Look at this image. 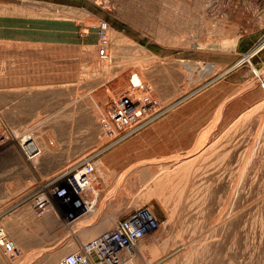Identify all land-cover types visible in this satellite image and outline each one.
I'll return each mask as SVG.
<instances>
[{"label": "rangeland", "instance_id": "rangeland-1", "mask_svg": "<svg viewBox=\"0 0 264 264\" xmlns=\"http://www.w3.org/2000/svg\"><path fill=\"white\" fill-rule=\"evenodd\" d=\"M262 47L264 0H0V158L38 155L36 181L9 176L13 199L95 165L94 210L53 196L51 223L32 209L39 254L75 252L149 206L158 227L136 264H264ZM248 50L262 52L238 70ZM174 112L167 138L159 123Z\"/></svg>", "mask_w": 264, "mask_h": 264}, {"label": "built area", "instance_id": "built-area-1", "mask_svg": "<svg viewBox=\"0 0 264 264\" xmlns=\"http://www.w3.org/2000/svg\"><path fill=\"white\" fill-rule=\"evenodd\" d=\"M92 27L96 29L98 38V55L108 58L111 45L109 23L104 19H97ZM94 172L95 165L90 159H85L77 167L66 171L63 185L60 184L63 178L61 176L52 182L54 185L49 190V195L36 198L34 208L37 213L43 214L53 196L58 197L61 207L71 210L70 214L76 211H84L80 213L84 214L89 211L94 205V199L89 193ZM157 227L156 215L149 206L132 209L126 217L118 218L111 228L83 243L77 251L64 255L60 264H136L135 249L138 243ZM0 249L11 259L19 253L17 244L1 225Z\"/></svg>", "mask_w": 264, "mask_h": 264}, {"label": "crops", "instance_id": "crops-1", "mask_svg": "<svg viewBox=\"0 0 264 264\" xmlns=\"http://www.w3.org/2000/svg\"><path fill=\"white\" fill-rule=\"evenodd\" d=\"M262 49H264V47H262ZM249 51L250 50L242 54L243 57L238 62V64H241V66L238 67V70H242L243 67L248 66H242V64H245L247 59L259 56V54L262 52L259 51L248 55ZM262 55H264V53H262ZM177 115H180V113L174 112L163 118L159 123L165 129L167 138H170V133L175 134L177 127L181 125L182 121L176 119ZM36 157H38V155H18L0 158V181L3 180V182L0 184V217L8 230L10 238H12L22 250H20L12 260L5 256L0 250V264H21V261H25V264H39L37 263L38 260H59L64 255L68 254L66 248H61L51 252V254L45 257V255H40L37 250L39 247L38 227L39 225L42 226V223H44L42 221L39 223L37 220H35L32 214V209H34V204L36 201L31 199V194L34 193L37 188L32 192L23 194L21 198L16 200L13 199L14 190L12 186L14 179L9 178V176L13 174L16 177L17 174L20 175L24 173L28 174L31 180L33 179L32 177H35L36 181V175H32V168L34 171H37V166L33 160ZM32 163L34 164L33 167L30 166ZM100 163L101 165H104V168L106 169L112 170L113 168V159L109 156L101 157ZM101 168H103V166H101ZM45 218L49 219L51 223L53 222L52 214L46 215ZM15 261L20 262L15 263ZM40 264L46 263L42 262ZM48 264H50V262Z\"/></svg>", "mask_w": 264, "mask_h": 264}, {"label": "bare ground", "instance_id": "bare-ground-1", "mask_svg": "<svg viewBox=\"0 0 264 264\" xmlns=\"http://www.w3.org/2000/svg\"><path fill=\"white\" fill-rule=\"evenodd\" d=\"M94 174V173H93ZM92 174V175H93ZM99 177V176H98ZM91 183H92V181H91ZM91 183H90V186H91ZM89 186V187H90ZM90 189H91V192H94V189L92 188V187H90ZM90 191V190H89ZM96 196V195H95ZM96 198V197H95ZM97 200V199H96ZM96 203L97 202H95V200H94V205L92 206V208L88 211V212H91L92 210H94L95 209V207H96ZM52 207H53V204H52ZM52 207H51V205H47V207L45 208V210H44V212H43V214L46 216L47 214L49 215L50 213H52L53 211L51 210L52 209ZM55 208V207H54ZM94 232V231H93ZM92 234V233H91Z\"/></svg>", "mask_w": 264, "mask_h": 264}]
</instances>
